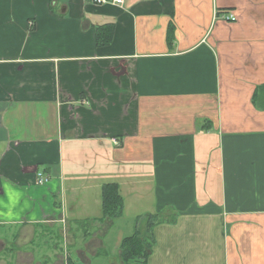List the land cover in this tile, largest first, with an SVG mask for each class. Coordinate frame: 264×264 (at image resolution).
<instances>
[{
	"label": "crops",
	"instance_id": "1",
	"mask_svg": "<svg viewBox=\"0 0 264 264\" xmlns=\"http://www.w3.org/2000/svg\"><path fill=\"white\" fill-rule=\"evenodd\" d=\"M90 1L0 0V250L66 243L114 183L75 264L147 215L137 264H264V0Z\"/></svg>",
	"mask_w": 264,
	"mask_h": 264
},
{
	"label": "trees",
	"instance_id": "2",
	"mask_svg": "<svg viewBox=\"0 0 264 264\" xmlns=\"http://www.w3.org/2000/svg\"><path fill=\"white\" fill-rule=\"evenodd\" d=\"M108 41L99 40L98 43L101 45ZM118 186L114 183L105 184L101 187V217L97 220L89 221L83 224H100L104 226L107 222H111L122 214L123 201L121 196L118 194ZM157 215H147L144 218L135 219V231L133 234L123 239L119 246V260L123 264H137L140 261H145L148 252L151 249V241H149L150 231L154 225L159 222ZM144 227V232L141 233V228ZM149 241V242H148Z\"/></svg>",
	"mask_w": 264,
	"mask_h": 264
},
{
	"label": "rangeland",
	"instance_id": "3",
	"mask_svg": "<svg viewBox=\"0 0 264 264\" xmlns=\"http://www.w3.org/2000/svg\"><path fill=\"white\" fill-rule=\"evenodd\" d=\"M90 224L84 226L83 224H75V226L71 225V226H65V235L64 239L66 241L62 242V239L60 240H56L53 238V240H51V242L46 244V241L44 240H37L35 242L36 247L39 253L40 257H35L34 255H29L30 250L26 248V245L24 244L22 246V248L17 247L15 244L13 245V242L11 240L9 241H3L4 243V250L1 249L0 250V264H34L35 259L36 261H40V264H75L74 263V259H72V257L70 256V252L66 251L68 247H71V244L74 240H72V237H74L73 235V231L74 230H80L82 231V233H80L82 236L84 235L85 237H87V232L91 233V231L89 230ZM115 226H112V228L115 230L116 228H114ZM111 228V229H112ZM54 229H59V227L54 228ZM88 229V230H87ZM144 232V227L141 228V233ZM118 235V234H117ZM132 235V234H131ZM60 238V237H59ZM75 238V237H74ZM83 238V237H81ZM92 239V238H91ZM116 239V236H110L109 240L111 241V244L114 242V240ZM58 241V242H57ZM87 241V240H85ZM57 242V244H56ZM59 243V244H58ZM56 244V245H54ZM60 245H65V250L62 251V253H53V251L51 252L52 256L48 257L47 255H45L47 249H45L46 247L49 249L53 246L54 247H58ZM0 248H2L1 244H0ZM3 250V252H2ZM50 250V249H49ZM57 251V249H55ZM32 253H34V250H31ZM113 250H111L109 248V251H106V254L101 253L97 259H95L93 261V263L91 264H122L121 262H118V258L116 255H113ZM1 255H4V257H2ZM54 256V257H53ZM47 259V263L43 262L44 260ZM86 263V262H85Z\"/></svg>",
	"mask_w": 264,
	"mask_h": 264
},
{
	"label": "built area",
	"instance_id": "4",
	"mask_svg": "<svg viewBox=\"0 0 264 264\" xmlns=\"http://www.w3.org/2000/svg\"><path fill=\"white\" fill-rule=\"evenodd\" d=\"M90 2H92L96 5H108V4H110V5H121L122 4V0H91ZM225 20L227 22H233L236 20V18L230 14V15L226 16ZM48 181H49L48 178H43L39 175V181H38L39 185L45 184Z\"/></svg>",
	"mask_w": 264,
	"mask_h": 264
}]
</instances>
